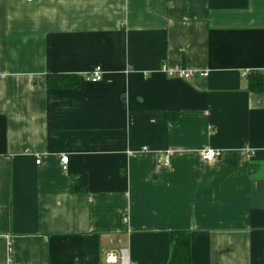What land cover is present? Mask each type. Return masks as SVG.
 <instances>
[{"label": "crops", "instance_id": "crops-1", "mask_svg": "<svg viewBox=\"0 0 264 264\" xmlns=\"http://www.w3.org/2000/svg\"><path fill=\"white\" fill-rule=\"evenodd\" d=\"M177 232L264 264V0H0V264H169Z\"/></svg>", "mask_w": 264, "mask_h": 264}, {"label": "trees", "instance_id": "trees-1", "mask_svg": "<svg viewBox=\"0 0 264 264\" xmlns=\"http://www.w3.org/2000/svg\"><path fill=\"white\" fill-rule=\"evenodd\" d=\"M47 85L49 87H74L81 85V79L78 76H53L49 75L47 78ZM71 180V190L76 192L88 190V178L86 175H80L78 178ZM173 242V256L169 264H192L191 260V242L190 235L186 232H177L172 237Z\"/></svg>", "mask_w": 264, "mask_h": 264}, {"label": "built area", "instance_id": "built-area-1", "mask_svg": "<svg viewBox=\"0 0 264 264\" xmlns=\"http://www.w3.org/2000/svg\"><path fill=\"white\" fill-rule=\"evenodd\" d=\"M28 1H33V0H28ZM171 74H174V73L171 72ZM177 75L180 77H188V76H190V72L187 70H179L177 72ZM102 79H103V69L101 66H98L91 73L90 80L93 83H97V82H100ZM220 154L221 153L218 150L208 149V150L203 151L202 156L205 160L210 161V160H213V159L217 158L218 156H220ZM40 162H41V160L39 159L37 161V163H40ZM61 162L63 163V169L67 170V165L69 162V156L68 155L62 156ZM106 258H107V261L112 263V264H132L129 252L127 250H124V249L120 250L119 253H116L114 251L108 252Z\"/></svg>", "mask_w": 264, "mask_h": 264}]
</instances>
